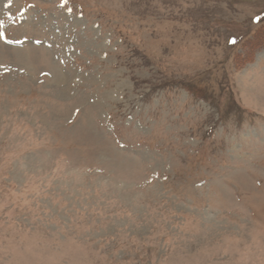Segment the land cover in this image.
<instances>
[{
  "label": "rangeland",
  "instance_id": "374dc122",
  "mask_svg": "<svg viewBox=\"0 0 264 264\" xmlns=\"http://www.w3.org/2000/svg\"><path fill=\"white\" fill-rule=\"evenodd\" d=\"M0 21V264H264V0Z\"/></svg>",
  "mask_w": 264,
  "mask_h": 264
},
{
  "label": "snow or ice",
  "instance_id": "6c2138e0",
  "mask_svg": "<svg viewBox=\"0 0 264 264\" xmlns=\"http://www.w3.org/2000/svg\"><path fill=\"white\" fill-rule=\"evenodd\" d=\"M0 23H2V21H0ZM233 43H235V41H232Z\"/></svg>",
  "mask_w": 264,
  "mask_h": 264
}]
</instances>
